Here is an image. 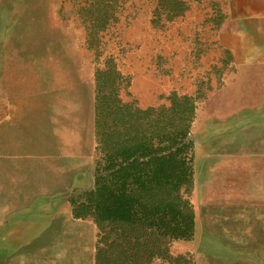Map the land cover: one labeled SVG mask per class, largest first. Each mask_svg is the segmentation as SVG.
I'll return each instance as SVG.
<instances>
[{"label": "rangeland", "instance_id": "rangeland-1", "mask_svg": "<svg viewBox=\"0 0 264 264\" xmlns=\"http://www.w3.org/2000/svg\"><path fill=\"white\" fill-rule=\"evenodd\" d=\"M89 1L0 0V264H94L99 231L73 211L95 186V74L110 65L122 103H195L192 234L169 255L264 264V0H182L156 23L157 0H104L97 27Z\"/></svg>", "mask_w": 264, "mask_h": 264}, {"label": "trees", "instance_id": "trees-1", "mask_svg": "<svg viewBox=\"0 0 264 264\" xmlns=\"http://www.w3.org/2000/svg\"><path fill=\"white\" fill-rule=\"evenodd\" d=\"M104 3L86 4L94 27L107 16ZM186 9L182 0H157L151 22L172 21ZM119 78L113 65L95 74L101 158L74 218L89 217L99 231L94 264H186L167 245L192 234L193 213L180 191L190 186L194 100L171 97L166 106L140 110L120 101Z\"/></svg>", "mask_w": 264, "mask_h": 264}]
</instances>
